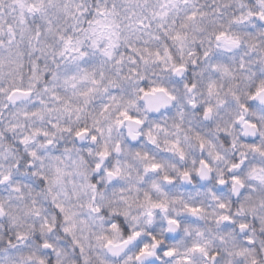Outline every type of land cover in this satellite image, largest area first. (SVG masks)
<instances>
[{
  "label": "clouds",
  "instance_id": "1",
  "mask_svg": "<svg viewBox=\"0 0 264 264\" xmlns=\"http://www.w3.org/2000/svg\"><path fill=\"white\" fill-rule=\"evenodd\" d=\"M0 264H264V0H0Z\"/></svg>",
  "mask_w": 264,
  "mask_h": 264
}]
</instances>
